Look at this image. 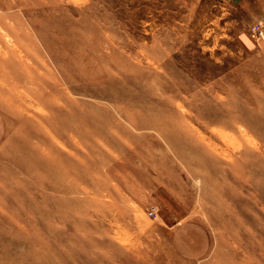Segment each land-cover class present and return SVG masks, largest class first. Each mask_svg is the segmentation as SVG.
<instances>
[{"label": "rangeland", "instance_id": "1", "mask_svg": "<svg viewBox=\"0 0 264 264\" xmlns=\"http://www.w3.org/2000/svg\"><path fill=\"white\" fill-rule=\"evenodd\" d=\"M0 264H264V0H0Z\"/></svg>", "mask_w": 264, "mask_h": 264}, {"label": "built area", "instance_id": "2", "mask_svg": "<svg viewBox=\"0 0 264 264\" xmlns=\"http://www.w3.org/2000/svg\"><path fill=\"white\" fill-rule=\"evenodd\" d=\"M148 213H149L150 215H152V214H153L151 210H150Z\"/></svg>", "mask_w": 264, "mask_h": 264}]
</instances>
